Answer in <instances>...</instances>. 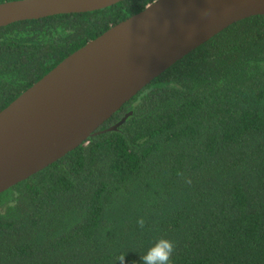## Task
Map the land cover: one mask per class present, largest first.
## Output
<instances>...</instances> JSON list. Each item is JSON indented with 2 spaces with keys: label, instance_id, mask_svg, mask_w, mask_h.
<instances>
[{
  "label": "trees",
  "instance_id": "trees-1",
  "mask_svg": "<svg viewBox=\"0 0 264 264\" xmlns=\"http://www.w3.org/2000/svg\"><path fill=\"white\" fill-rule=\"evenodd\" d=\"M153 1L1 28L0 112ZM161 237L177 241L173 264H264V16L224 29L0 194V264H141Z\"/></svg>",
  "mask_w": 264,
  "mask_h": 264
},
{
  "label": "water",
  "instance_id": "water-1",
  "mask_svg": "<svg viewBox=\"0 0 264 264\" xmlns=\"http://www.w3.org/2000/svg\"><path fill=\"white\" fill-rule=\"evenodd\" d=\"M121 1H6L0 29ZM252 16H264V0H155L69 55L0 112V194L83 145L176 62Z\"/></svg>",
  "mask_w": 264,
  "mask_h": 264
},
{
  "label": "clouds",
  "instance_id": "clouds-1",
  "mask_svg": "<svg viewBox=\"0 0 264 264\" xmlns=\"http://www.w3.org/2000/svg\"><path fill=\"white\" fill-rule=\"evenodd\" d=\"M143 228L145 221L143 218L137 221ZM177 250V241L161 237L140 257L141 264H173V256ZM125 256L120 257V264H124Z\"/></svg>",
  "mask_w": 264,
  "mask_h": 264
}]
</instances>
